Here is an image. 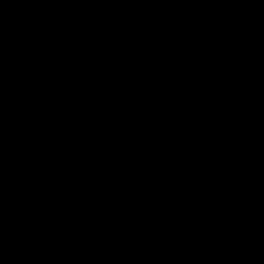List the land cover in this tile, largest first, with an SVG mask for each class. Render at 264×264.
Returning <instances> with one entry per match:
<instances>
[{"label":"water","instance_id":"1","mask_svg":"<svg viewBox=\"0 0 264 264\" xmlns=\"http://www.w3.org/2000/svg\"><path fill=\"white\" fill-rule=\"evenodd\" d=\"M0 264H264V0H0Z\"/></svg>","mask_w":264,"mask_h":264}]
</instances>
